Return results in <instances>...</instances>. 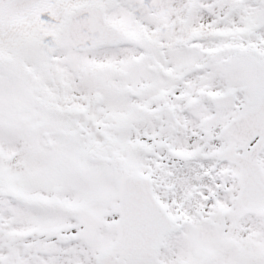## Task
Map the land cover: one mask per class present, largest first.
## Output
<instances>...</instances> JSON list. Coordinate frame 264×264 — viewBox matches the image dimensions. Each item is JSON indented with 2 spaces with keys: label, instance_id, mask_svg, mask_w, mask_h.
<instances>
[{
  "label": "snow or ice",
  "instance_id": "obj_1",
  "mask_svg": "<svg viewBox=\"0 0 264 264\" xmlns=\"http://www.w3.org/2000/svg\"><path fill=\"white\" fill-rule=\"evenodd\" d=\"M0 264H264V0H0Z\"/></svg>",
  "mask_w": 264,
  "mask_h": 264
}]
</instances>
